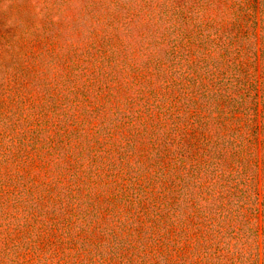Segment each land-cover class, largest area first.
<instances>
[{"label":"trees","instance_id":"1","mask_svg":"<svg viewBox=\"0 0 264 264\" xmlns=\"http://www.w3.org/2000/svg\"><path fill=\"white\" fill-rule=\"evenodd\" d=\"M0 264H264V0H0Z\"/></svg>","mask_w":264,"mask_h":264}]
</instances>
